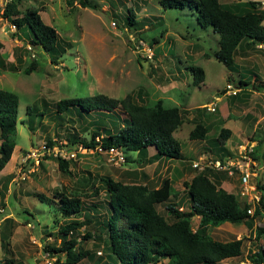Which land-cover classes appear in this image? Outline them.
Returning <instances> with one entry per match:
<instances>
[{"label":"rangeland","instance_id":"obj_1","mask_svg":"<svg viewBox=\"0 0 264 264\" xmlns=\"http://www.w3.org/2000/svg\"><path fill=\"white\" fill-rule=\"evenodd\" d=\"M13 1L23 13L41 8L43 21L59 35L60 48L52 56L34 46L29 32L18 31L4 18L6 4L0 0V89L15 93L20 101L17 147L0 175L4 194L0 197V263L66 264V254L49 253L47 247L59 248L65 238L70 239L61 229L77 221L83 226L74 234L83 238L81 247L89 253L79 264H117L107 235L93 227L96 221L108 217L105 180L145 184L154 189L168 178L179 194L170 202L186 212L190 200L185 183L202 172L193 168L194 162L204 157L238 155L243 147L253 144L254 158L264 164V48L251 45L254 49L245 50L247 55L242 47L238 50L241 78L253 83L255 77L258 80L230 97L225 95L227 85H238L228 80L233 72L214 58L219 35L203 30L188 11L167 10L161 0H89L98 9L83 8L78 2L71 7L67 0ZM247 1L221 0L226 5ZM128 10L134 13L136 30L126 25ZM154 38L160 42L150 46ZM251 57L258 68L253 69L254 64L246 60ZM193 66L205 71V82L200 86L194 85ZM27 69H31L29 75L25 74ZM235 79L238 81L237 75ZM99 94L120 100L132 95L149 107L159 103L178 107L184 123L175 137L183 145V158L155 161V151L150 149L148 159L153 162L131 164L136 155L125 150L129 162L115 166L106 154L81 149L77 159L70 162L71 175L61 171L59 158L43 150L49 140L66 145L76 135L90 141L94 131L104 135L116 131L118 121L97 112L82 118L78 108L61 115L57 103ZM206 105H214L216 111H207ZM117 113L121 120L126 118L121 111ZM222 118L237 126L225 144L219 139L225 129L221 128ZM198 122L210 123L205 141L189 138ZM33 150L38 151L39 163L27 157ZM211 173L213 181L219 180L224 190L251 206L253 214L260 210V215L249 222L226 223L207 230L219 242L243 240L242 255L221 264H252L250 256L259 246L264 247V234L259 242L257 238V233L264 230V210L259 202L264 195V171H259L253 181L259 192L255 202L241 194L237 176ZM64 196L83 200L81 216L67 220L61 214L60 198ZM166 205L158 206L165 216ZM199 224L200 218L192 220L194 230ZM88 232L92 238L85 240ZM160 264L169 263L163 259Z\"/></svg>","mask_w":264,"mask_h":264},{"label":"trees","instance_id":"obj_2","mask_svg":"<svg viewBox=\"0 0 264 264\" xmlns=\"http://www.w3.org/2000/svg\"><path fill=\"white\" fill-rule=\"evenodd\" d=\"M261 0H249L241 4L226 5L221 0H161L167 10L188 11L195 16L198 26L203 30H212L219 35L218 51L214 58L235 71V58L238 49L244 42L251 45H264V11L260 10ZM78 2L83 8L98 9L89 0H67L68 6L74 7ZM127 19L128 28L136 30L137 22L132 10ZM41 8H30L26 12L19 10L18 3L12 1L6 5L4 18L11 21L18 30H25L31 35V43L54 56L60 48L57 31L46 25L41 17ZM154 38L150 46L159 43ZM194 85L205 82V71L200 67H191ZM31 69L25 70L29 75ZM228 80H231L229 78ZM241 86L249 84L239 82ZM19 97L4 89H0V174L13 157L17 147V125L19 122ZM78 108L80 117L84 118L93 112L109 115L118 121L117 130L103 134L94 131L90 141L82 140L75 135L66 145L49 140L46 148L54 146L67 150H77L82 146L87 150H95L100 146L104 150L116 148L125 155L126 151L134 153L139 165L154 160H181L183 145L175 137L184 120L178 107H166L162 103L156 107L141 105L135 97L128 95L125 99H112L99 94L92 97L66 99L57 103L58 113L66 114ZM117 111L126 116L120 118ZM210 128L197 123L190 133L191 141H205ZM231 131L221 130L219 139L225 142ZM99 139V142L97 141ZM150 149L155 151L154 160L148 159ZM221 149H224L223 147ZM254 157L255 154L253 153ZM145 159L142 162V159ZM225 158V157H221ZM60 170L71 175L70 162L59 158ZM211 172H200L191 182L185 183L186 193L190 200L189 211L179 210L178 205L170 202L179 195L173 182L166 178L159 187L151 189L145 184H127L105 180L108 193V217L105 221H96L93 227L107 235L110 250L117 259V264H160L163 259L169 264H221L222 262L242 255L243 240L219 242L207 233L208 228H218L226 223L242 224L260 215L248 213L251 206L238 200L235 194L221 187V182L213 181ZM214 175V174H212ZM97 193V192H95ZM0 197H4L0 189ZM260 204L264 210V195ZM166 205V214L158 211V206ZM84 209L83 200L79 197L60 198L59 211L71 220L81 216ZM200 218L198 230L192 227V220ZM169 219V220H168ZM83 225L71 221L61 229V233L70 239L63 241L59 248L47 247L49 253L66 254V264H79L89 256L81 244L83 238L74 233ZM264 230L257 233L258 242ZM88 232L85 240L91 239ZM60 259V258H59ZM252 264H264V247L250 256ZM60 263V261H59ZM2 264V263H0Z\"/></svg>","mask_w":264,"mask_h":264},{"label":"built area","instance_id":"obj_3","mask_svg":"<svg viewBox=\"0 0 264 264\" xmlns=\"http://www.w3.org/2000/svg\"><path fill=\"white\" fill-rule=\"evenodd\" d=\"M3 1L7 5L13 0ZM260 4V10L264 11V0H261ZM226 90L230 96H237L238 93L241 92L239 88H235L232 84H228ZM205 109L209 112L216 111V107L214 105H206ZM97 141L99 142V139H97ZM255 147L256 145L249 144L248 147H243V150H241L240 154L234 156H226L225 158H201L200 160L193 163V168L202 172L205 171L224 174L229 178H234L237 176L242 187L241 194L243 196H247L248 198H245L249 199L248 201L255 202L256 199L259 200L257 198L259 192L258 186L253 183V181L259 176V171H264V164L260 163L252 156ZM81 149L85 148L80 146L77 150H73L70 152L67 149H63L58 146H54L53 148H43L45 153L57 156L58 158L66 161L76 160L79 152L78 150ZM95 151L109 156L110 161L115 164V166H122L126 163L127 157L119 149L110 148L108 150H104L100 146H98ZM37 153V150H33L28 154L27 157L39 163V155H37ZM248 213L250 215H253L251 209H249Z\"/></svg>","mask_w":264,"mask_h":264},{"label":"crops","instance_id":"obj_4","mask_svg":"<svg viewBox=\"0 0 264 264\" xmlns=\"http://www.w3.org/2000/svg\"><path fill=\"white\" fill-rule=\"evenodd\" d=\"M264 24V23H263ZM250 44V45H249ZM242 50L244 51V54L245 55H247V52L245 51V50H251V49H254L252 46H251V42H244L243 44H242ZM240 47V48H241ZM259 47H262V48H264V45H257V48H259ZM240 48L238 49V50H240ZM241 50V51H242ZM237 56V55H236ZM247 61H249V62H251V63H253L254 65H253V69H256V68H258L257 66H255V62H256V60L255 59H253V57H251V58H247L246 59ZM235 62H236V58H235ZM237 67H238V64H237V62H236V66H235V73L233 72L230 76H229V78H231V80L230 81H235L236 83H237V85H238V88L241 90V92L244 90L245 91V89H247L248 87H251V86H254L257 82H256V80H258V78L257 77H255V79H254V83L253 82H250V81H244V79L243 78H241V75L239 74V72H238V69H237ZM253 69H251V70H253ZM237 75V77H238V81H236V79H235V75ZM240 81H243V82H246V83H248L249 85L248 86H241L240 85ZM204 86H205V84H204ZM224 91H225V89H224ZM227 91V90H226ZM247 92V91H246ZM225 95L226 96H228L229 94H228V92H226L225 93ZM230 96V95H229ZM230 97H234V96H230ZM236 97V96H235ZM214 123H220V120L219 121H216V120H214L213 121ZM221 122L222 123H224L223 124V126L221 127V128H225V129H228V130H230L231 132H232V134H231V136L233 137V135L235 134V128H237V126H236V122H230V121H228L227 122V120L226 119H221ZM198 123H200V122H198ZM205 126H207L208 128H211V126H210V123H207L206 122V124H204ZM243 127H244V125H243ZM246 128H249V126H246ZM210 134V133H209ZM208 134V135H209ZM208 137V136H207ZM0 144H1V142H0ZM16 150V149H15ZM15 152V151H14ZM6 168V167H5ZM4 171V170H3ZM2 171V172H3ZM1 172V173H2ZM1 175V174H0ZM221 187L224 189V187H223V185L221 184Z\"/></svg>","mask_w":264,"mask_h":264},{"label":"clouds","instance_id":"obj_5","mask_svg":"<svg viewBox=\"0 0 264 264\" xmlns=\"http://www.w3.org/2000/svg\"><path fill=\"white\" fill-rule=\"evenodd\" d=\"M127 157V156H126Z\"/></svg>","mask_w":264,"mask_h":264}]
</instances>
